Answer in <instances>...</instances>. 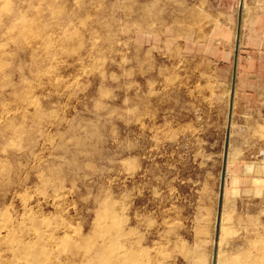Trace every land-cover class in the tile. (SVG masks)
Listing matches in <instances>:
<instances>
[{
    "label": "rangeland",
    "instance_id": "obj_1",
    "mask_svg": "<svg viewBox=\"0 0 264 264\" xmlns=\"http://www.w3.org/2000/svg\"><path fill=\"white\" fill-rule=\"evenodd\" d=\"M0 264H264V0H0Z\"/></svg>",
    "mask_w": 264,
    "mask_h": 264
},
{
    "label": "water",
    "instance_id": "obj_2",
    "mask_svg": "<svg viewBox=\"0 0 264 264\" xmlns=\"http://www.w3.org/2000/svg\"><path fill=\"white\" fill-rule=\"evenodd\" d=\"M242 1V0H241ZM237 49H238V40L236 39L235 40V51H234V63H233V74H232V82L234 81L235 79V70H236V63H237ZM224 172H225V169L223 170L222 172V178L224 179ZM220 198H219V202H220ZM214 260H212V263H213Z\"/></svg>",
    "mask_w": 264,
    "mask_h": 264
},
{
    "label": "crops",
    "instance_id": "obj_3",
    "mask_svg": "<svg viewBox=\"0 0 264 264\" xmlns=\"http://www.w3.org/2000/svg\"><path fill=\"white\" fill-rule=\"evenodd\" d=\"M233 176H237V175H233Z\"/></svg>",
    "mask_w": 264,
    "mask_h": 264
}]
</instances>
